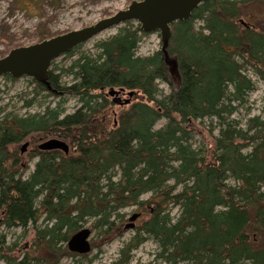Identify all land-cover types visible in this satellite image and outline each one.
Here are the masks:
<instances>
[{
	"label": "trees",
	"instance_id": "obj_1",
	"mask_svg": "<svg viewBox=\"0 0 264 264\" xmlns=\"http://www.w3.org/2000/svg\"><path fill=\"white\" fill-rule=\"evenodd\" d=\"M123 23L93 52L51 63L53 90L31 80L33 96L22 105L40 93L52 104L0 116V225L21 228L20 237L31 231L26 249L1 233L0 262L91 264L97 254L69 251L70 236L88 224L97 234L91 249L121 237L129 221L122 210L134 207L132 236L102 264H128L147 238L164 264H264V119L251 116L243 128L230 118L254 88L246 71L264 81V0H206L172 23L168 53L179 84L159 49L137 54L149 32ZM111 89L133 95L118 102ZM69 97L77 103L70 112ZM204 120L207 136L193 146L190 135L202 133ZM30 136L60 143L21 153Z\"/></svg>",
	"mask_w": 264,
	"mask_h": 264
},
{
	"label": "rangeland",
	"instance_id": "obj_2",
	"mask_svg": "<svg viewBox=\"0 0 264 264\" xmlns=\"http://www.w3.org/2000/svg\"><path fill=\"white\" fill-rule=\"evenodd\" d=\"M130 1L131 0H0V57L5 55L12 47L28 45L39 41L40 39L36 32H43L44 35L50 37L68 30L78 29L92 24L105 16L111 15L117 10L126 8ZM123 25L124 23H121L99 32L83 42L77 52L71 57H66L63 54L55 58L52 64L65 65L79 52H93V45L95 42L114 34L117 29ZM41 29L42 31H40ZM159 48V33L149 32L141 37L136 52L138 55H148ZM246 74L251 78L254 88L247 93L245 101L242 105H238L237 109L230 117L238 120L239 126L243 128L245 127L246 120L251 116L258 115L260 118L264 119V81L255 76L250 69L246 71ZM31 80L32 78L29 76H22L15 81L0 76V116L8 111L20 115L41 112L48 102L52 104L56 100L51 97H44V94L40 93L36 96L34 103L30 107H24L22 105L23 99H28L33 96L32 93L26 94L27 92H32L31 88L33 87V83H31ZM159 87L162 89L163 93L168 92V88L164 83H160ZM114 90L118 91V93L114 95L118 102L128 97L125 90ZM23 92H25V94H23ZM76 106L77 103L73 97H69L65 102L66 111L70 112ZM215 121L214 119L213 122L215 123ZM163 122V119L159 120L156 123V127L163 124ZM201 130L202 133H191L189 141L193 146L203 142L204 136H207V120L203 121ZM213 133L216 134L217 129H214ZM34 138L33 136L26 138L19 145V149L21 150L22 144L26 142L27 145L24 149V153H27L30 152L38 142L43 143L48 140L43 138L37 141L33 140ZM28 168H32L31 163ZM143 197L145 198L146 195ZM134 211H136L134 207H127L122 210L125 219ZM176 213L177 209L173 208L171 214L175 216ZM85 226L88 227V224ZM1 233L5 235L6 243H11L14 240L19 241L20 244L24 245L25 249L28 248L30 244V230L27 231L24 237H20L22 234L21 228L6 229L0 225V234ZM132 234L133 229H127L121 237L113 238L100 244L98 247L92 248L88 254V258L95 253L97 257L91 264L108 263L116 259L119 248L132 236ZM91 239H97L95 231L91 232L89 238L90 243ZM156 251L155 242L151 238H147L138 248L132 251V257L128 264H164L154 256ZM71 262L72 259L63 258L59 264H69ZM86 262L87 260L81 261L82 264ZM0 264L3 263L0 262Z\"/></svg>",
	"mask_w": 264,
	"mask_h": 264
},
{
	"label": "water",
	"instance_id": "obj_3",
	"mask_svg": "<svg viewBox=\"0 0 264 264\" xmlns=\"http://www.w3.org/2000/svg\"><path fill=\"white\" fill-rule=\"evenodd\" d=\"M206 0H131L124 9L105 16L96 22L84 27L68 30L28 45L15 46L0 57V75L8 74L13 78L29 76L33 80L42 83L47 89L53 90L49 83V69L52 61L63 55L78 44L85 42L99 32L119 25L125 21H134L139 24L143 32H158L160 39L159 50L162 53L163 62L173 84L180 83V74L176 56L168 53V44L171 36V24L179 20H187L198 5ZM112 95L117 93L111 89ZM133 91L127 92V98L123 103L129 102ZM59 141H47L43 145L54 147ZM27 143H23L21 151H24ZM41 144L40 147H43ZM138 213L129 216V221L124 228L134 226V220ZM90 228L84 226L73 233L67 241L68 250L77 253H89L91 243Z\"/></svg>",
	"mask_w": 264,
	"mask_h": 264
},
{
	"label": "flooded vegetation",
	"instance_id": "obj_4",
	"mask_svg": "<svg viewBox=\"0 0 264 264\" xmlns=\"http://www.w3.org/2000/svg\"><path fill=\"white\" fill-rule=\"evenodd\" d=\"M122 91H123V90H122ZM122 91H121V92H122ZM117 93H118V91H117ZM114 95H115V93L112 95V98H116ZM116 99H117V98H116ZM116 99H115V100H116ZM56 139H57V138H56ZM51 140H52V139H51ZM37 145H38V143H37ZM34 150H35V149H34V147H33V149H31V151H34ZM64 150L67 151V147H65ZM24 152H25V150H24V151H21V153H24ZM36 158H37V157L34 156V157H32V159H28L27 162H28V163L30 162V163L33 165V163L35 162ZM30 163H29V164H30Z\"/></svg>",
	"mask_w": 264,
	"mask_h": 264
}]
</instances>
